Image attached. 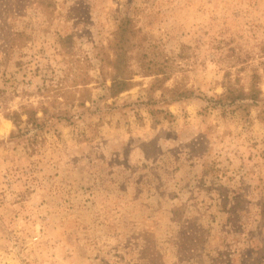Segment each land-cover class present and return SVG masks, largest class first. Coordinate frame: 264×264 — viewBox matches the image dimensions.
Returning a JSON list of instances; mask_svg holds the SVG:
<instances>
[{"label": "rangeland", "instance_id": "rangeland-1", "mask_svg": "<svg viewBox=\"0 0 264 264\" xmlns=\"http://www.w3.org/2000/svg\"><path fill=\"white\" fill-rule=\"evenodd\" d=\"M0 264H264V0H0Z\"/></svg>", "mask_w": 264, "mask_h": 264}, {"label": "trees", "instance_id": "trees-1", "mask_svg": "<svg viewBox=\"0 0 264 264\" xmlns=\"http://www.w3.org/2000/svg\"><path fill=\"white\" fill-rule=\"evenodd\" d=\"M255 83V82H254ZM254 83L252 84V91L254 93L258 92V89L256 88V85L254 86ZM249 98L246 95H243L241 93H238V89L235 88V86L231 83H229L228 85V89L227 92L225 94L222 95L221 102H223L225 100V105L226 106H232L234 105L237 101L241 100V99H246ZM31 120L33 121H28V123H31L32 125L34 123H37V119L35 117H31Z\"/></svg>", "mask_w": 264, "mask_h": 264}]
</instances>
